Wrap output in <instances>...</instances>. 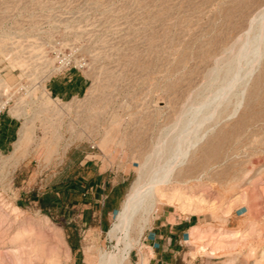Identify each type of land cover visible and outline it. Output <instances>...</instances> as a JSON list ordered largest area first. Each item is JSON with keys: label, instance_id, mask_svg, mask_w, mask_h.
<instances>
[{"label": "rangeland", "instance_id": "1", "mask_svg": "<svg viewBox=\"0 0 264 264\" xmlns=\"http://www.w3.org/2000/svg\"><path fill=\"white\" fill-rule=\"evenodd\" d=\"M263 8L264 0H0V101L33 53L56 41L89 63L76 99L46 104L37 90L9 102L28 136L21 161L0 153V264H100V253H116L145 225L124 263L139 264L147 229L169 206L212 217L197 230L211 245L209 260L264 264V58L235 114L222 105L199 127L204 136L176 169L178 183L161 185L163 199L136 211L118 238L109 229L122 202L99 231L83 223L79 197L63 191L74 171L66 152L88 146L122 169L123 201L145 156L177 133L168 138L170 124L189 112L211 69Z\"/></svg>", "mask_w": 264, "mask_h": 264}, {"label": "bare ground", "instance_id": "2", "mask_svg": "<svg viewBox=\"0 0 264 264\" xmlns=\"http://www.w3.org/2000/svg\"><path fill=\"white\" fill-rule=\"evenodd\" d=\"M225 51L228 55L226 54V57L221 58L217 62L215 61L216 64L208 74V82H206V79L204 81L206 82L205 87L200 88L203 89L199 93L201 97L186 106L189 110L187 114L181 111L182 114H179V116L182 115L180 121L173 122V125L170 124L169 130L172 132L170 131L171 135L169 134L168 138L174 135L175 131L177 133L169 141L167 137L165 140L163 138L165 133L168 135L166 128V132L162 133V135L164 134L163 139L160 142L157 139L159 143L156 142L157 145L145 156L143 162L140 164L136 179L129 185L120 209L117 212L116 221L112 223L109 229L111 237L118 238V232L127 231L128 225L132 222V216L139 209H145L146 211L148 208L149 210H153L152 206L164 197V193L160 188L161 185L178 183V173L174 177L176 169L184 163L190 150L202 140L204 132L201 135L199 133V137L197 136V132L200 130L199 127L205 121L207 122V120L213 118L215 111H219L218 109L222 105H224L223 108L227 109L231 103L232 109L230 113L232 115L235 114L242 102L249 78L264 58V8L251 17L245 32L238 36ZM43 91L46 93V97H44L46 101L44 103L48 104L50 101L48 91L46 89ZM5 103L6 101H3L1 106H4ZM195 133L197 134L195 135ZM27 136L28 129L23 124L10 157H14L15 160L22 157V149L20 148L25 144ZM159 138L161 139V137ZM151 159H154L152 163L149 162ZM165 198L169 202L179 200L174 194H168ZM189 199L190 197H184L180 206L182 207V205L186 204V201ZM144 228L145 225L139 226L137 239H127L124 247L116 253H100V264L128 263L130 251L139 243ZM139 264H146V259L140 258Z\"/></svg>", "mask_w": 264, "mask_h": 264}, {"label": "crops", "instance_id": "3", "mask_svg": "<svg viewBox=\"0 0 264 264\" xmlns=\"http://www.w3.org/2000/svg\"><path fill=\"white\" fill-rule=\"evenodd\" d=\"M88 81L84 73L67 70L49 78L46 87L52 96L68 101L80 97ZM22 125V119L11 110L0 114V153L13 151ZM70 150L65 154V162H72L74 171L63 181V191L79 197L83 223L92 220L103 231L122 202L126 178L122 169L93 154L90 147L75 145ZM235 215L241 214L234 212ZM211 222L209 214L186 215L171 206L162 207L146 231L140 256L145 255L146 264H216L209 260L212 251L211 245L206 244L207 237L202 235L200 239L197 234V230Z\"/></svg>", "mask_w": 264, "mask_h": 264}, {"label": "built area", "instance_id": "4", "mask_svg": "<svg viewBox=\"0 0 264 264\" xmlns=\"http://www.w3.org/2000/svg\"><path fill=\"white\" fill-rule=\"evenodd\" d=\"M88 69V61L79 54L76 47L72 45L64 46L60 41L49 44L45 51L33 53L29 62L20 69L17 81L9 87L11 93L3 94L5 99L1 100L0 103L2 101H6V103L0 107V114L3 111L11 110L9 102L17 95L27 97L31 93H36L37 90H41L44 95L43 89L45 88L48 91L46 83L49 78L60 75L67 70H75L85 74ZM48 94L49 97H53L55 100L63 101L52 96L49 91ZM19 118L23 119L22 116H19Z\"/></svg>", "mask_w": 264, "mask_h": 264}, {"label": "trees", "instance_id": "5", "mask_svg": "<svg viewBox=\"0 0 264 264\" xmlns=\"http://www.w3.org/2000/svg\"><path fill=\"white\" fill-rule=\"evenodd\" d=\"M54 201V197L53 198H51V202H53Z\"/></svg>", "mask_w": 264, "mask_h": 264}]
</instances>
